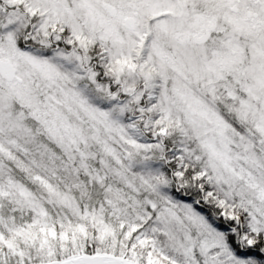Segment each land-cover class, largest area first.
Segmentation results:
<instances>
[{"label": "snow or ice", "instance_id": "6c2138e0", "mask_svg": "<svg viewBox=\"0 0 264 264\" xmlns=\"http://www.w3.org/2000/svg\"><path fill=\"white\" fill-rule=\"evenodd\" d=\"M0 264H264V0H0Z\"/></svg>", "mask_w": 264, "mask_h": 264}]
</instances>
